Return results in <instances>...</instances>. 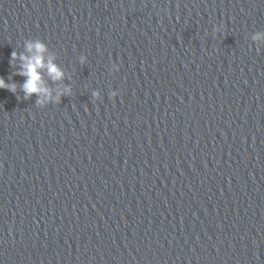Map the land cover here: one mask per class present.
Masks as SVG:
<instances>
[{
	"label": "clouds",
	"instance_id": "9594fccd",
	"mask_svg": "<svg viewBox=\"0 0 264 264\" xmlns=\"http://www.w3.org/2000/svg\"><path fill=\"white\" fill-rule=\"evenodd\" d=\"M221 28L224 29V26L221 25L219 28L214 26V31L219 33ZM261 39H264V33L257 32L253 36V40ZM55 61V55L50 54L48 46L41 39L26 40L24 52L18 53L14 50L11 53L9 64L15 71L9 77L10 82H6L4 77L0 76V89L8 90L16 95L18 100L20 99L18 92L23 93V100H29L35 95L38 107L61 103L63 97L72 95L73 89L70 85H65L53 91L45 80V75L54 85L65 80L64 70ZM85 62V56L81 55L80 63L83 65ZM16 75L24 77V82L17 84L12 80ZM117 94L116 91H112L111 97L114 99ZM93 96L98 98L99 92H93Z\"/></svg>",
	"mask_w": 264,
	"mask_h": 264
}]
</instances>
